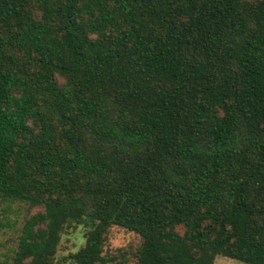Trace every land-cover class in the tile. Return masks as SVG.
<instances>
[{
	"label": "trees",
	"instance_id": "obj_1",
	"mask_svg": "<svg viewBox=\"0 0 264 264\" xmlns=\"http://www.w3.org/2000/svg\"><path fill=\"white\" fill-rule=\"evenodd\" d=\"M0 264H264V0H0Z\"/></svg>",
	"mask_w": 264,
	"mask_h": 264
},
{
	"label": "rangeland",
	"instance_id": "obj_2",
	"mask_svg": "<svg viewBox=\"0 0 264 264\" xmlns=\"http://www.w3.org/2000/svg\"><path fill=\"white\" fill-rule=\"evenodd\" d=\"M38 208L29 207L20 201L0 200V259L11 252L23 219ZM82 224L65 229L59 236L52 264H73L69 254L82 245ZM139 237L133 231L116 225L107 228L102 254L110 257L106 264H134V249ZM213 264H247L225 256L217 255Z\"/></svg>",
	"mask_w": 264,
	"mask_h": 264
}]
</instances>
